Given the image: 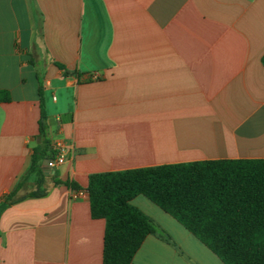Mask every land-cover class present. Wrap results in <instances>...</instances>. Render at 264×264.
<instances>
[{
	"label": "crops",
	"instance_id": "obj_1",
	"mask_svg": "<svg viewBox=\"0 0 264 264\" xmlns=\"http://www.w3.org/2000/svg\"><path fill=\"white\" fill-rule=\"evenodd\" d=\"M263 59L264 0H0V264H103L92 174L264 159ZM44 140L65 162L14 193ZM131 204L157 229L131 264H224Z\"/></svg>",
	"mask_w": 264,
	"mask_h": 264
},
{
	"label": "trees",
	"instance_id": "obj_2",
	"mask_svg": "<svg viewBox=\"0 0 264 264\" xmlns=\"http://www.w3.org/2000/svg\"><path fill=\"white\" fill-rule=\"evenodd\" d=\"M48 129L43 112V139ZM55 155L50 141L38 145L14 193L32 173L43 179L42 163ZM88 192L92 218L106 221L103 264H131L146 237L157 231L150 218L131 204L140 195L176 219L224 264H264V159L207 160L97 173L89 177Z\"/></svg>",
	"mask_w": 264,
	"mask_h": 264
},
{
	"label": "built area",
	"instance_id": "obj_3",
	"mask_svg": "<svg viewBox=\"0 0 264 264\" xmlns=\"http://www.w3.org/2000/svg\"><path fill=\"white\" fill-rule=\"evenodd\" d=\"M65 152H66V149L61 147L59 150V153L56 156H54L53 158H50V160L47 163V167H49L50 169H54L58 165L63 164L66 160Z\"/></svg>",
	"mask_w": 264,
	"mask_h": 264
},
{
	"label": "water",
	"instance_id": "obj_4",
	"mask_svg": "<svg viewBox=\"0 0 264 264\" xmlns=\"http://www.w3.org/2000/svg\"><path fill=\"white\" fill-rule=\"evenodd\" d=\"M49 160H50V159H46V160H44V162H43L42 169H43V171H44L45 173H47V163H48Z\"/></svg>",
	"mask_w": 264,
	"mask_h": 264
}]
</instances>
